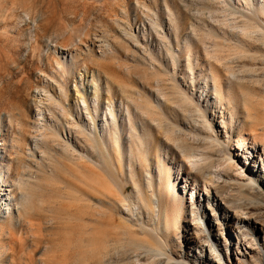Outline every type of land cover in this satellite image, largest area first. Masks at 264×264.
Listing matches in <instances>:
<instances>
[{
    "label": "rangeland",
    "instance_id": "rangeland-1",
    "mask_svg": "<svg viewBox=\"0 0 264 264\" xmlns=\"http://www.w3.org/2000/svg\"><path fill=\"white\" fill-rule=\"evenodd\" d=\"M53 46L79 55L73 76ZM36 88L71 108L69 119L43 104L60 137L72 128L77 151L49 131L33 144ZM76 90L89 91V130ZM0 117V182L14 197L11 217L0 205V264L251 263L224 225L235 198L208 186L207 200L200 185V208L189 194L164 197L158 165L174 182L198 180L179 133L201 136L225 156L215 183L252 182L264 196V172H242L233 156L250 153L253 134L264 146V0H0ZM91 131H111L105 146ZM148 177L167 213L138 226L122 206ZM238 202L256 209L253 224L264 219L263 198Z\"/></svg>",
    "mask_w": 264,
    "mask_h": 264
},
{
    "label": "bare ground",
    "instance_id": "bare-ground-1",
    "mask_svg": "<svg viewBox=\"0 0 264 264\" xmlns=\"http://www.w3.org/2000/svg\"><path fill=\"white\" fill-rule=\"evenodd\" d=\"M28 16V15H27ZM26 16V17H27ZM30 19L31 17H27ZM32 22H34L32 19H30ZM31 22V23H32ZM34 24V23H33ZM54 47V51H58L62 55H64V59L68 60V66L65 67L66 72L73 76L75 74V67L74 63L78 59L79 55L76 54L73 51H68L63 48H58L56 46ZM67 53V55H65ZM64 66V65H63ZM39 79V77H38ZM41 83V82H40ZM76 88V87H75ZM89 92V91H88ZM85 91L86 97L81 95L80 91H75L74 100L72 99V103L74 102L75 111H77V106L79 107V104L82 105L83 110L86 113V121L83 123L84 130H89V93ZM35 99H37V105H35L34 110V117L37 119V124L35 125L38 129L39 135L38 137H35L33 139V144L37 145L39 141L45 138L47 133H43L42 131H49L51 134L50 136H55L58 138H61L63 141V144H66L69 149L72 151H77L78 145L75 143V140L71 133L68 131H71L72 128L63 134L62 137H60L59 132L60 130H57L56 128H52V126L48 125L46 123V118L48 117L51 122H53V115H54V109L49 107V109L46 111L44 110V102L48 101L51 102L54 100L52 99V96H50L49 92L45 90L44 88H36L35 91ZM59 101V100H58ZM54 108L58 110L59 113H65L69 117V119H72V112L70 107H66L65 105H62V103H55L54 102ZM1 119V117H0ZM81 123V122H80ZM91 123L94 124L93 119H91ZM2 122L0 121V126ZM79 124V123H78ZM76 129H79L77 124H74ZM94 126V125H93ZM209 129V127H208ZM264 129V128H263ZM1 131V129H0ZM63 131V128H62ZM65 131V130H64ZM63 131V132H64ZM89 132V131H88ZM198 133V131H193ZM225 136L227 135V132L223 131ZM231 132V131H230ZM257 132V131H254ZM92 133V139L91 141L93 143H100L103 146H105L104 136L111 133V131H91ZM181 137H179V150L181 151L183 157L185 158L184 161H182V165L184 167H188L191 170H194L197 174H199L198 180H194L193 182H189V178L187 176H184V179L182 180V177L178 176L174 182L172 180V174L171 170L168 169L167 172H164V165L161 163L158 165V174H159V188L161 191H163V196L166 197L168 195H172L171 190H173L175 197L180 198L179 195H186L189 194L191 198V202L195 201L193 199L198 198L196 201L197 204L199 203V208L202 206L203 200L206 197L207 200H209V192H207V188L209 186L212 187L215 191V194L219 193L221 195L228 194L231 197H234L235 200L233 201V207L235 209V213L232 217L226 218L224 220V225L228 229L229 234V242L230 244L234 245V249L236 251L235 255H239L240 252H238L239 248H244L245 255H251L250 264H263L262 260V254L261 250L264 252L263 248V242H264V219L260 220V223H252V218L254 213H252L254 210H256L253 207H250L247 203H239L238 201L241 200H254L263 198L264 196H260L258 194L250 193L249 190L252 187V182H243L236 183V184H228L227 182H224L222 184H217L215 181H219L222 169H221V163L223 162V159L225 158L224 155H219L217 153H214L212 150L207 151V142H205L203 139H201V136H198L197 138L193 139L192 142L188 141L186 138V134L179 133ZM199 134V133H198ZM48 135V134H47ZM253 138L257 140L255 134H253ZM215 140V139H214ZM254 142L251 143L250 153H245V156H239L238 154H234V163L241 166V170L243 168L250 169V172L252 173L253 177H260L261 174L264 172V158L261 159V154H259V151L262 152V155L264 156V146L261 142ZM60 141V140H59ZM216 145V144H215ZM219 147L218 145H216ZM97 146L95 145V148ZM221 148V153L224 151V148ZM209 149V148H208ZM97 151V150H96ZM103 153V152H101ZM104 154V153H103ZM104 156V155H103ZM204 160V161H203ZM228 160L233 161L232 158H229ZM93 161V160H92ZM230 162V163H231ZM120 168V167H119ZM243 172V170H242ZM209 175H211V179H208ZM4 178V175L0 174V181H2ZM149 178V177H148ZM178 180L182 181V185L178 187V193L176 192L175 186L178 184ZM241 182V181H240ZM197 185L205 187L204 191V198L201 194H199V187ZM5 186V185H4ZM7 187V186H6ZM2 188L1 182H0V205L3 204L6 206V211L8 210V206L12 202V199L14 198L12 194L8 190ZM146 190L143 188L141 184H137L135 186V192L136 195L125 197L122 210L127 216H130L128 220L132 221L131 219L135 217L136 221H139L138 226H146L150 225L154 221L155 225L156 222L160 221L162 215H165L167 213V202L165 206H162L160 204V198L154 197L155 193L153 192V185L150 180L148 179V184L146 186ZM9 188V187H8ZM8 191V193H7ZM181 191V192H180ZM150 194V196H149ZM7 197V198H6ZM123 201V200H122ZM6 203V204H4ZM165 204V203H163ZM198 208V207H197ZM198 208V209H199ZM9 217L12 216L11 212H6ZM239 214V215H238ZM237 224L236 228H233L231 225L232 223ZM133 224V223H132ZM137 224V223H136ZM134 224V225H136ZM257 224V225H256ZM137 226V225H136ZM174 231L179 230L178 224H175ZM173 232V230H172ZM211 241L215 242L216 244H219L220 239L219 237L214 234L213 232L210 233ZM250 237V238H249ZM254 238V239H253ZM245 239H250L247 242L252 245H245L244 241ZM260 244V248L257 246ZM1 248V246H0ZM161 254L160 252H158ZM230 254V255H229ZM227 254V259H230L231 251ZM231 256V257H230ZM230 257V258H229ZM238 260V259H237ZM208 263V261H207ZM221 263V262H219ZM240 263V262H239ZM139 264H141L139 262ZM231 264V263H230ZM233 264V263H232Z\"/></svg>",
    "mask_w": 264,
    "mask_h": 264
}]
</instances>
